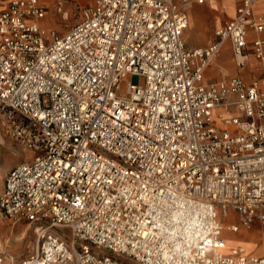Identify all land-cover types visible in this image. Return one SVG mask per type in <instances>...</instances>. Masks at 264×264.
Here are the masks:
<instances>
[{"label": "built area", "instance_id": "2783aa9c", "mask_svg": "<svg viewBox=\"0 0 264 264\" xmlns=\"http://www.w3.org/2000/svg\"><path fill=\"white\" fill-rule=\"evenodd\" d=\"M204 1L94 0L64 33L41 0L0 10L4 123L33 154L4 176L0 212L37 235L18 263L0 241V264H264V90L204 82L225 40L239 65L264 62V37L248 41L264 23L237 0L217 41L188 48L182 5ZM232 210L230 230L261 226L260 254L224 250Z\"/></svg>", "mask_w": 264, "mask_h": 264}, {"label": "crops", "instance_id": "0c3cea01", "mask_svg": "<svg viewBox=\"0 0 264 264\" xmlns=\"http://www.w3.org/2000/svg\"><path fill=\"white\" fill-rule=\"evenodd\" d=\"M9 0H4L0 10L4 9ZM42 3H50L55 0H41ZM180 1V0H177ZM182 8L188 16V25L183 32V38L188 48L206 47L219 39L216 34V30L221 26H224L229 21L234 19L237 15L238 1L237 0H205L203 3L190 2L182 5ZM256 15L261 16L264 23V0H257L254 7ZM43 19H40V23L44 24ZM264 37V29L258 33L254 29L250 28L248 31V41L251 42L255 37ZM239 75L248 82L257 81L264 90V62L255 58L253 55L249 58L244 65H239L232 53L231 41L225 40L222 45L221 52L212 60V62L205 68L204 82H220L228 80L233 76ZM221 109L216 108L215 113ZM22 162L18 156L14 160V165ZM237 217V220H236ZM224 218V217H222ZM228 226L226 232L223 231V235L226 238V243L232 244L230 247H226L225 251L229 253L232 247L243 246L249 253L260 254L262 251L261 246V226L255 223L252 227L246 228L240 226L238 231L230 230L231 224H239L237 214L232 210L230 216L224 218ZM231 231V232H230ZM241 233V236L235 233ZM259 231L260 241L255 248L252 249L256 232ZM246 243H252L248 245Z\"/></svg>", "mask_w": 264, "mask_h": 264}, {"label": "rangeland", "instance_id": "374dc122", "mask_svg": "<svg viewBox=\"0 0 264 264\" xmlns=\"http://www.w3.org/2000/svg\"><path fill=\"white\" fill-rule=\"evenodd\" d=\"M93 1L94 0H68L65 7V11H67L68 14L65 17L62 12H58L55 9V1H51L47 4L43 3L47 11L43 21L47 19L48 22H44V27L47 29H56L60 33L66 32L70 26L80 19L81 9L91 4ZM4 120V110L0 104V192L3 187V178L8 170L14 166V160L18 156L21 158V161L28 160L33 155L30 150L25 149L7 133ZM221 220L223 222L224 232H226L228 224L224 218H221ZM255 232L256 237L253 240L254 245L252 244V249L255 248L260 241L259 231ZM241 233L240 231L235 234L241 236ZM36 238L37 235L34 224H30L25 220L15 222L0 212V241L12 262L18 263L25 257L31 255L35 249ZM246 244L251 245L250 243ZM231 245L236 244L230 242L226 243L227 248ZM121 259L126 264H138L128 257H121Z\"/></svg>", "mask_w": 264, "mask_h": 264}, {"label": "bare ground", "instance_id": "6f19581e", "mask_svg": "<svg viewBox=\"0 0 264 264\" xmlns=\"http://www.w3.org/2000/svg\"><path fill=\"white\" fill-rule=\"evenodd\" d=\"M67 14H68V12L66 11V13L63 16L65 17ZM250 244H252V243H250Z\"/></svg>", "mask_w": 264, "mask_h": 264}]
</instances>
